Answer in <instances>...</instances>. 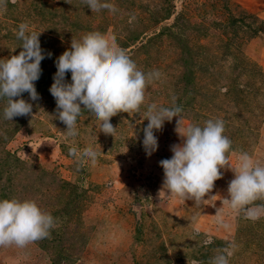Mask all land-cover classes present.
<instances>
[{
  "label": "rangeland",
  "instance_id": "374dc122",
  "mask_svg": "<svg viewBox=\"0 0 264 264\" xmlns=\"http://www.w3.org/2000/svg\"><path fill=\"white\" fill-rule=\"evenodd\" d=\"M104 2L117 11L91 12L83 0H7L0 9V59L21 51V23L42 32L41 48L51 53L35 82L40 99L22 97L33 103L30 116L4 120L0 101V200H33L55 218L47 238L0 247V264H209L217 249L232 243L229 264H264V217L253 222L224 206L228 228L217 223L232 171L222 169L204 198L209 201L194 207L159 196V162L181 142L176 118L155 133L158 149L151 156L142 145L147 107H171L174 100L182 126L223 120L233 166L240 152L264 164V0ZM241 15L244 23L233 25ZM96 31L114 36L139 70L160 76L147 84L138 113L111 118L115 137L96 132V118L86 111L78 117V135L66 137L49 92L55 61L72 38ZM88 146L98 153L95 165L69 154Z\"/></svg>",
  "mask_w": 264,
  "mask_h": 264
},
{
  "label": "clouds",
  "instance_id": "9594fccd",
  "mask_svg": "<svg viewBox=\"0 0 264 264\" xmlns=\"http://www.w3.org/2000/svg\"><path fill=\"white\" fill-rule=\"evenodd\" d=\"M83 2L91 12L117 11L104 0ZM6 8L7 0H0V9ZM28 29L27 23H21L16 31V38L21 42L19 54L0 59V101H5L3 119L7 121L32 114L33 103L22 97L27 93L33 102L40 99L35 82L42 74L41 62L46 55L51 57V53L45 54L41 48L42 32ZM55 67L57 71L49 92L56 103L54 118L66 125L63 133L66 137L78 135L77 120L85 111L96 118V132L115 137L117 128L110 123L111 118L120 113H138L145 101L147 84L160 76L158 70L148 73L139 70L114 36L98 31L86 33L79 40L72 38L70 48L56 59ZM67 73L71 74V82L66 80ZM181 112L182 108L174 100L171 107H158L153 103L146 110L148 124L143 128L142 145L147 156L158 149L155 133L173 118H176L175 132L181 141L171 146L170 159L159 162L163 169L159 196L193 201L194 207H201L209 201L204 198L213 190L215 182L223 178L221 170L227 168L234 178L228 183L222 207L216 210L218 225L228 228L222 218L224 206L253 222L264 217V203H255L264 201V164L255 161L249 153L240 152L233 166L229 161L232 142L224 135L223 120L209 119L203 126H182ZM69 154L92 165L98 160V153L91 146L85 147L79 155L75 147L70 148ZM54 227L55 218L35 201L0 200V247L24 248L47 238ZM234 248L232 243L217 249L209 264H229Z\"/></svg>",
  "mask_w": 264,
  "mask_h": 264
},
{
  "label": "trees",
  "instance_id": "16d2710c",
  "mask_svg": "<svg viewBox=\"0 0 264 264\" xmlns=\"http://www.w3.org/2000/svg\"><path fill=\"white\" fill-rule=\"evenodd\" d=\"M247 17L249 18L248 15H247ZM245 20H246V17L244 15H241L240 17H234L232 23H233V25H237V23H239V22L244 23ZM241 25L238 27L241 28Z\"/></svg>",
  "mask_w": 264,
  "mask_h": 264
}]
</instances>
